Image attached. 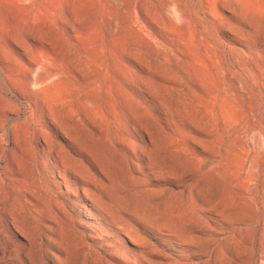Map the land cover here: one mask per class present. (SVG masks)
Here are the masks:
<instances>
[{
	"label": "rangeland",
	"instance_id": "1",
	"mask_svg": "<svg viewBox=\"0 0 264 264\" xmlns=\"http://www.w3.org/2000/svg\"><path fill=\"white\" fill-rule=\"evenodd\" d=\"M0 94L115 217L0 131V264H264V0H0Z\"/></svg>",
	"mask_w": 264,
	"mask_h": 264
},
{
	"label": "bare ground",
	"instance_id": "2",
	"mask_svg": "<svg viewBox=\"0 0 264 264\" xmlns=\"http://www.w3.org/2000/svg\"><path fill=\"white\" fill-rule=\"evenodd\" d=\"M33 84L38 85L39 83H38V81H35V82H33ZM30 85H31V82H27V86H29V88L31 87ZM1 94H0V99L2 100V103L5 104L7 107H2L0 110V131L5 132L8 129L12 130L13 133L15 134L16 140H18L19 146L21 147V149H23L22 151L25 153H28V154H32L33 156H35V154H38L39 157L42 159V162H44L43 164H46V161H44V160H45V158L48 157V155L50 153V149L51 148H54V149L57 148V151H56L57 154L52 152L53 153L52 156H53L54 161L51 162V165L53 166V168L58 170L59 175L64 179L63 181L65 182L66 190L69 192V196L71 194H74L76 190L80 191L82 189L84 195L87 196L89 199H93L92 201L95 202L94 205L97 206V208L95 206L92 207L93 210H95L96 212H94L92 209H88V207H85V212L92 219H98L97 216H102L105 221H111L112 219L114 220L115 217L112 215L113 213L111 214L107 210L109 208L103 209L102 208L103 206H101L99 202H98L99 204L97 203L96 197H95L96 192L94 194L89 188L81 187L78 185L79 183L85 184L86 181L84 179H86L85 177H88L87 174H84V172L86 170H89L85 164V161L83 159H76L71 154V151L68 150L66 145H64L59 140H54L53 139V133L51 131H49L45 128L42 129L40 127L41 129L36 128L34 130V132H32L31 131L32 128H30V127H32L31 125H35V126L38 125V122L40 121V118L42 117L40 115H42V114H37L36 110H32V111L30 110L31 113H28L27 110H29V106H25V109L23 110L25 117H21V115H20V117H18V121H16L15 123H10L9 119H8V115L9 114L19 115L22 112V108H21L20 104L18 103V101H10L9 99H7L8 98L7 96H6L7 98H5L4 96H1ZM16 95H18L20 98L26 96V94H24V93H19ZM47 102H48V105L46 106L47 109H45L44 111L45 112L47 111L50 113V116H51L53 122H55V123L57 122L58 124L61 125L60 132H61V134H63L64 138L66 137L70 140H74L75 139V133L67 130L70 118L66 114L64 103H61L60 101H58L56 99H53V100H50ZM35 118H36V121H35ZM37 132H39V135L36 137V134H38ZM33 136H35L36 138L35 137L32 138ZM43 140L46 142V146L38 147L39 145H41ZM63 153L68 155V156H71V158L74 159V161L71 159L72 160L71 164H67V163L65 164L64 160H63L64 158L61 156V154H63ZM48 162H49V160H48ZM80 166L82 167V169L80 168ZM70 172H72V174L75 176L74 177L76 180L75 182H72L68 178L69 177L68 175L70 174ZM71 187H73V188L71 189ZM67 191H65V193ZM58 194L61 195V194H63V192L60 191ZM99 198H101V197H99ZM59 203H62V201L61 202L59 201ZM55 217H57V216H55ZM62 219H63V217H62ZM121 219H123V218H121ZM77 223L81 227L89 226L87 223H84L81 221H77ZM74 224H76V223H74ZM76 228H77V226H76ZM71 229H73V227ZM78 229H80V228H78Z\"/></svg>",
	"mask_w": 264,
	"mask_h": 264
}]
</instances>
